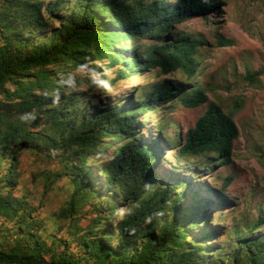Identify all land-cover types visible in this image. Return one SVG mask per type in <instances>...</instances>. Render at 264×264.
Here are the masks:
<instances>
[{
    "label": "trees",
    "instance_id": "trees-1",
    "mask_svg": "<svg viewBox=\"0 0 264 264\" xmlns=\"http://www.w3.org/2000/svg\"><path fill=\"white\" fill-rule=\"evenodd\" d=\"M63 1L45 4V0H0V92L7 98H16V102L9 103L19 109L15 119L9 118L14 115L8 108L9 103L0 99V184L2 188L8 185L13 188L21 152L43 144L49 154L63 163L61 169L74 185L69 200L72 210L78 196L83 198V191L89 195L106 193L109 204L115 201L109 195L116 193L131 208L118 220L113 234L109 228L111 223L97 234L95 229L100 227L103 218L91 219L86 232L80 236L81 241L75 242L77 249L73 253L58 251L56 247L66 239H57L55 235H49L52 244L47 246L42 235L30 231L24 220L25 226L19 233L21 239L0 248V264H201L204 260L210 261L207 259L210 257L215 259L207 264H264V231H260L264 216L240 226L241 233L234 230V235H243L245 230L250 235L239 241L233 252L231 246L228 253H222L226 250L222 249L223 243L217 240L218 246L212 242L218 232L203 216L207 207L202 208L200 215L198 207L183 213L184 192L178 188L184 187L185 181L155 186L160 150L134 127V120L148 108L164 107L174 101L182 102L187 108L207 103L204 112L172 149L183 159L216 154L219 166L229 165L234 141L239 135L238 126L231 114L208 100L202 88L185 97L194 90L195 84H175L164 78L136 99L137 106L126 102L81 116L85 111L71 110V116L81 117L74 126H63V110H69L65 103L60 109L45 104V97L71 94L69 87L75 82L69 72L72 68H86L85 63L108 56L106 52L111 46L99 41L95 36L97 29L108 31L107 35H99L112 37V44L120 38L134 39V46L126 49L131 55L127 65L122 60L119 78L151 68L158 69L162 75L182 70L192 76L198 66L195 55L205 43L177 32V28L193 17L201 16L211 22L207 12H219L224 2L80 0L75 11L60 19L59 27H51L47 17H54ZM47 32L48 35L39 38ZM216 37L217 46L234 45L232 38L220 32ZM142 39L145 43H138ZM112 48L115 52L111 50L109 55L115 62L122 57L114 45ZM97 72L98 67H88L89 74ZM262 72L264 69L247 73L244 80L257 82ZM42 91L49 95H42ZM66 98L70 101L71 97ZM235 102L238 104V100ZM32 110L48 119L45 129L54 130L50 136L44 131H32L29 126L35 127L38 123L32 117L22 119L19 115ZM116 141L118 145H114ZM108 149L112 153L101 163L98 174H92L87 158ZM231 178H224L223 187L230 184ZM20 205L19 199L10 194L5 196L0 190V215L6 219H23V214L17 217ZM111 236L117 237L115 243L111 242Z\"/></svg>",
    "mask_w": 264,
    "mask_h": 264
},
{
    "label": "rangeland",
    "instance_id": "rangeland-1",
    "mask_svg": "<svg viewBox=\"0 0 264 264\" xmlns=\"http://www.w3.org/2000/svg\"><path fill=\"white\" fill-rule=\"evenodd\" d=\"M49 1L53 0H45V4ZM222 1L224 5L219 12H207L206 16L211 22L201 16L193 17L177 28V32L189 34L205 43L199 47L195 55L198 66L192 76H187L182 70L162 75L158 69L151 68L145 72H136L119 78V68L123 59L118 58L117 61L112 62V57L109 55L113 50L112 37L106 36L108 31L97 29L95 36H98L99 41L111 46L106 52L108 56L85 63L86 68H72L69 71L75 81L72 87H69L71 94L66 93V97H71L70 101L64 93V95L45 97V104L46 107L60 109L65 103L69 110H63V126H74L81 115L94 114L102 107L126 104V102L134 106L139 105L136 99L144 95L148 87L164 78L175 84H195L194 90L189 91L185 97L197 88H202L208 100L219 104L226 113L231 114L238 126L239 135L234 141L232 162L229 165L219 166L215 159L216 154L183 159L177 157L176 149H172L185 131L192 127L198 116L204 112L207 103L197 108H187L182 102L174 101L164 107L148 108L142 116L134 120V127L143 138L160 150L158 167L155 170V186L185 181L184 187L178 188L184 192L182 205L186 209L183 213L191 212L194 207H198L200 215L202 208L207 207L203 216L208 218L209 224L218 232L217 238L212 242L218 246L220 244L217 240L222 242V249H226L222 253H228L231 246L233 252L237 243L250 235L247 230L243 235H234L233 231L240 232L242 230L240 226L242 228L245 223L264 216V72L258 76L257 82L250 83L244 80L245 74L264 69V0ZM79 4L80 0H64L54 17H47L49 25L54 28L59 27L60 19L68 17ZM217 32L232 38L234 45L217 46ZM48 33L40 35L39 38L45 37ZM103 33L106 37L100 36ZM140 42L145 43V40L142 39L138 43ZM118 46L132 48L134 39L131 37L127 41L124 40L114 48L118 50ZM114 52L113 50L112 53ZM118 54L121 55L119 52ZM92 65L98 67L96 74L88 73V67ZM75 93L77 94L74 95ZM41 94L49 95L44 91ZM9 97L0 92V99L5 103L17 101L16 98L14 100L12 96ZM11 98L13 100H9ZM8 105L11 113L15 115L9 118L15 119L18 108L10 103ZM76 108L85 113H80V116L76 114V117L71 116L69 112ZM32 112L19 115L23 117L22 119L34 116V121L38 125L29 126L31 130L44 131L50 136L54 130L49 132L45 129L49 124L48 119L40 112ZM29 124L31 125L30 122ZM118 144L119 141H116L114 145ZM109 145L112 143L109 142ZM111 153L112 150L108 149L87 158L86 163L92 174H98L101 163L103 164L106 156ZM61 167L63 163L49 154L43 144L34 145L21 152L15 186L10 188L8 185L2 188L0 184V190L5 196L10 194L19 199L21 205L17 217H22L23 214L24 218L6 219V216L0 215V248H7L10 243L21 239L19 233L25 226L24 220L31 227L30 231H37L42 235L47 246L52 244L49 235H55L57 239H66L56 249L68 253L76 251V243L81 241L80 236L86 232L91 219L99 216L103 218L100 227L95 229L97 234L105 227L104 225L110 223V233L116 232V223L131 208L129 202H122L116 193L108 192L112 193L109 197L115 199L109 204L105 199L106 193L89 195L83 191V198L78 196L75 210H72L69 200L74 193V185L69 177L64 175ZM227 176L232 177L231 182L223 187L222 182ZM93 189L100 193L95 187ZM175 206L178 204L175 203ZM260 231H264V226ZM116 241L117 237L111 236V242ZM48 255L45 254L46 257ZM207 259L211 261L215 258ZM210 261L204 260L201 264Z\"/></svg>",
    "mask_w": 264,
    "mask_h": 264
},
{
    "label": "clouds",
    "instance_id": "clouds-1",
    "mask_svg": "<svg viewBox=\"0 0 264 264\" xmlns=\"http://www.w3.org/2000/svg\"><path fill=\"white\" fill-rule=\"evenodd\" d=\"M124 40L127 41L128 38H120V41H119V40H116V41L113 43V45H114V44H115V45L120 44V43H122ZM115 45H114V46H115ZM123 46H124V45H123ZM123 46H122V47H119V46H118L119 48H118L117 51H118L119 53H121V57H122V59H123V63H124V65H127L126 60H127L128 58H130V55H131V54L127 53V51H126L127 47L124 48ZM123 52H124V53H123ZM104 57H107V56H104ZM104 57H103V58H104ZM138 73H139V72H138ZM132 74H133V73H131L130 75H132ZM130 75H128V76H130ZM32 118L34 119L35 117L33 116Z\"/></svg>",
    "mask_w": 264,
    "mask_h": 264
}]
</instances>
